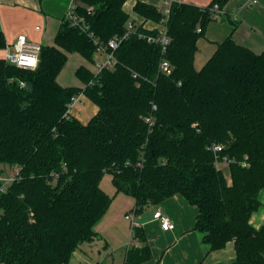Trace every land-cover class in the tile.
I'll return each instance as SVG.
<instances>
[{
	"label": "trees",
	"instance_id": "obj_1",
	"mask_svg": "<svg viewBox=\"0 0 264 264\" xmlns=\"http://www.w3.org/2000/svg\"><path fill=\"white\" fill-rule=\"evenodd\" d=\"M126 1L80 0L78 23L62 18L35 69L0 58V170H18L0 191V262L68 264L98 237L94 225L112 201L100 186L108 172L115 192L134 199L135 215L175 194L196 206L194 229L208 251L233 242V259L215 264H264V224L250 223L264 189V49L228 35L196 67L211 7L228 0H173L165 20L157 6L135 0V13L164 23V50L142 36L158 30L131 19ZM114 36L123 37L112 67L80 64L79 86L59 83L69 53L93 63ZM79 93L97 107L87 122L69 112ZM132 230L137 246L129 243L123 264H143L151 247L141 226Z\"/></svg>",
	"mask_w": 264,
	"mask_h": 264
},
{
	"label": "crops",
	"instance_id": "obj_2",
	"mask_svg": "<svg viewBox=\"0 0 264 264\" xmlns=\"http://www.w3.org/2000/svg\"><path fill=\"white\" fill-rule=\"evenodd\" d=\"M134 1L127 0L124 3L130 18L142 23L145 28L159 30L163 22H154L135 13L132 10ZM141 1L153 4L161 10L165 8L166 2V0ZM176 1L205 6L211 0ZM245 1L247 0H228L217 16L208 22L204 37L197 41L198 50L194 57L196 67H200L211 55L216 42L228 35L255 52L264 49V0H255L248 6L244 4ZM78 2L80 0H0V31L4 37V46L0 47V58H4L6 50L11 49L10 45L20 34L40 44H51L62 18L65 17L70 6ZM102 56L99 54L95 58ZM60 84L66 85V83ZM87 101L74 105V109L70 110V114L77 116L82 122H87L97 111L96 105L88 99ZM120 195L123 198H119L118 203H125L123 208L131 206L132 210L134 199L126 194ZM258 198L261 204L250 216V223L256 228L264 224V189L260 190ZM156 206H159L174 223L173 229L162 230L158 221L152 218ZM114 213H116L114 208L109 206L94 225L98 237L93 241L82 243L78 248H82L83 255H88L90 259L92 258L88 253H92L93 250L103 249L107 252L109 257L97 260L94 264H103L105 259H109L107 264L124 263L125 251L131 241V222L125 218L127 211L124 212L123 219L121 218L122 225L119 223L121 219H117L121 211L118 217ZM196 214V206L189 204L182 195L175 194L158 205L148 207L142 214L135 215L134 222L144 229L152 252V258L143 264H215L233 259L235 251L231 241L222 249L208 251L207 245L202 241L201 233L194 229ZM126 219L130 222L129 232Z\"/></svg>",
	"mask_w": 264,
	"mask_h": 264
},
{
	"label": "built area",
	"instance_id": "obj_3",
	"mask_svg": "<svg viewBox=\"0 0 264 264\" xmlns=\"http://www.w3.org/2000/svg\"><path fill=\"white\" fill-rule=\"evenodd\" d=\"M173 0H166L165 2V8L162 10L164 13V20L166 16L169 13V8ZM255 2V0L252 1H245V5H250L251 3ZM211 11L213 12L214 16H217V14L221 11L219 8L218 4H214L211 7ZM65 17L69 18L72 22V24H77V18L74 14V6H70L68 11L66 12ZM134 20V19H133ZM136 21V20H135ZM134 22L129 21L126 25V32L124 36L129 32V30L133 29L134 27ZM197 30H200V27L197 28ZM142 35V34H140ZM146 37V40L148 42L152 43H157L161 46L162 50L165 49L166 44L168 43V37L166 34V27L163 23V26L157 31L156 34H147V35H142ZM123 36H114L110 38L106 45L99 46L97 49L98 54H102V59L101 58H95L93 64L95 66V69L93 71L98 72L104 67H112L115 63V58L113 56L112 50L117 47L119 44L121 38ZM10 50L9 48L6 50L4 54V59L8 63H11L19 68L23 69H35L38 65V60H39V54L41 50V44L29 40L24 34H20L16 37L15 41L10 45ZM160 69L164 71V73L169 74L171 72V66L168 63L167 60L163 59L160 61ZM82 93H79L78 95H74L71 100H70V105H69V112H70V107L72 104L76 103L79 100V97L81 96ZM153 108H155V105H153ZM214 151L215 150H221L220 145H215L213 146ZM224 164H227L226 161H223ZM243 165L246 163L243 162ZM222 165V164H221ZM18 173V170H14L13 174L8 176H0V191H3L6 186L15 178V175ZM134 217L135 214L131 210L125 214V218L129 219L131 221V236L133 233L132 227L133 225H136L134 222ZM152 218L157 220L159 223V226L162 230H171L174 228V223L171 221V219L164 214L161 211V208L159 206H156L152 213ZM130 244H133L134 246H137V242L131 241L129 242Z\"/></svg>",
	"mask_w": 264,
	"mask_h": 264
},
{
	"label": "rangeland",
	"instance_id": "obj_4",
	"mask_svg": "<svg viewBox=\"0 0 264 264\" xmlns=\"http://www.w3.org/2000/svg\"><path fill=\"white\" fill-rule=\"evenodd\" d=\"M98 55L99 54L96 53L95 57H97ZM80 64H86V65L90 66L91 68L95 69L94 64L89 63L86 60H83L82 57L80 55H78L77 53H69L68 54V60H67V62L65 64L64 68L62 69V71L58 75V81L60 83H66V85L79 86L81 84V82L75 76L74 71ZM87 99L88 98L84 94H81V96L79 97V100L76 103L71 105L70 110L72 111V109H74V107H75L74 105H77L79 103L82 104V102H84V101L88 102ZM92 104H94V103H92ZM0 168H1V165H0ZM12 174H13V170H11V169H9L7 167H5L3 170H0V176H6V175L10 176ZM100 186L102 187V189H104L112 197L110 208H114V212H116L114 214H116V216L118 217L119 211H121L120 217H118L117 219L118 220L121 219V218L123 219L124 212L131 211V206L128 207V208H123V207H125V203H122V204L118 203L119 198H123V197H120L121 193H116L115 192V189H114V186H113V183H112V180H111V174L106 172V173H104L102 175V177L100 179ZM122 200H124V199H122ZM135 218H136V216H135ZM122 219L119 221V223L121 225L123 223ZM128 220L125 221V222L128 225L127 227H128V232H129V228H130L129 223L131 221L129 222ZM130 230H131V228H130ZM88 254L91 256L92 259H90L88 257V255H83L82 248L81 249H76L75 252L70 257V260H69L68 264H86L88 262H89L88 264H94V263H96L97 260L100 261L101 259H103L105 257H109L107 252H105L103 249H98V250L96 249V250H93L92 253L89 252ZM108 260L109 259H105L103 264L109 263Z\"/></svg>",
	"mask_w": 264,
	"mask_h": 264
}]
</instances>
